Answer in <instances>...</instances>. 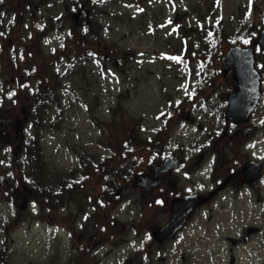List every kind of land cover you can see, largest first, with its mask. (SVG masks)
I'll list each match as a JSON object with an SVG mask.
<instances>
[{
	"label": "rangeland",
	"instance_id": "374dc122",
	"mask_svg": "<svg viewBox=\"0 0 264 264\" xmlns=\"http://www.w3.org/2000/svg\"><path fill=\"white\" fill-rule=\"evenodd\" d=\"M94 1L92 27L100 26L98 37L111 56L125 48L136 55L124 60V70L111 61L106 67L92 62L103 60L101 51L65 64L56 53L63 37L57 29L45 47L35 41L48 21L43 13L54 15V7L45 12L39 0H24V9L19 3L11 9V0H0V264H69L78 256V264H264V49L254 48L260 99L235 136L224 119L233 79L220 74L221 54L234 44L242 22L240 46L264 27V0H176V12H184L177 19L167 0H106L105 10ZM60 23L65 35L71 17ZM28 57L37 69L25 84L17 76ZM207 63L209 69H200ZM40 91L44 180L68 186L55 196H40L21 176L30 162L25 145L36 131L31 114ZM246 125L251 128L243 136ZM118 143L131 146L140 161L100 205L94 201L101 190L95 167L112 159ZM163 146L166 153L185 150L189 158L206 154L189 175L201 192L216 189L229 170L237 174L249 159L260 160L263 171L257 183L213 192L187 226L157 244L149 232L171 216L167 205H154L132 184Z\"/></svg>",
	"mask_w": 264,
	"mask_h": 264
},
{
	"label": "flooded vegetation",
	"instance_id": "af4514ba",
	"mask_svg": "<svg viewBox=\"0 0 264 264\" xmlns=\"http://www.w3.org/2000/svg\"><path fill=\"white\" fill-rule=\"evenodd\" d=\"M22 1L24 0H11V5L10 3L8 5L11 7V9L13 8L15 9L16 4L19 3L18 7L20 5L22 6L21 9H24V7H26L25 6L26 2L24 3V5H22L21 4L23 3ZM100 1L102 3L101 5H102L103 10H105L106 9L105 4L107 3L106 0H100ZM172 1L173 0H167V2L171 4L172 8L175 9V11H173L174 16L177 13L184 14V12H179V11L176 12V9L178 7L177 6L178 2L176 5H173ZM93 2H96V1L94 0H39V4L46 5L44 7L45 12L49 10L50 7H54L53 8L54 15H52L51 13H48L47 15L43 13V16H47L44 19L45 20L48 19V21L46 23L44 22L43 25H41L42 27L39 28L37 32V35L39 36L38 38L39 40H35V41H38L39 43L38 45L42 44L45 47V42L47 45L48 41L52 39V36L51 37L49 36L50 32L54 33V30L57 29L58 32L56 33V35L58 37L62 35L63 37H62L61 44H59L58 45L59 47L56 48V53H57L58 59H64L63 61L65 62V64L66 63L76 64L79 56L83 55L84 57L86 56V58L88 57L89 59L97 55L95 52L101 51V54H103L102 56L103 60H100L96 57V58L91 59L92 62H95V64L97 63L100 64L101 67H104V66L106 67L107 61H111L113 62L114 66L117 67V69L119 67L121 70H124V65H125L124 60L125 59L128 60L136 55H134V53L131 52V50L129 49L126 50L125 48L122 54L118 55L117 58L111 56L113 53H111L112 49L110 48L109 44L102 42L101 39L98 37L99 33L97 32V30L100 28V26H98L97 30H95L94 27H92L93 25L92 20L95 15L94 12L97 10V6H95V3ZM36 4L37 3H35V7H37ZM20 12L21 14L23 13V11H20ZM107 14H110V12H108ZM65 15H69V18L71 17V26L68 27V30L66 34L64 35V34H60L61 27H62L60 20ZM147 27H148V31L154 32L153 30L155 29L156 26L151 25V23L149 22ZM93 37H95L96 39ZM143 53L146 54L147 53L146 50H144ZM156 58L157 56L154 54L150 56L151 60H155ZM27 60H28L27 65L25 66L26 69L18 73V76H17V79L22 78L25 84L29 83V79H31L32 77L34 78L36 74V69H37L35 63L31 61L30 57H28ZM203 68L209 69L208 63L206 64L205 67H204V64H201L200 69H203ZM212 70L213 69L211 66L209 71H212ZM29 73H31L32 76L30 75L31 77L27 78V74ZM220 74H221V71H220ZM228 74L230 75V73ZM232 84H233V80H232ZM202 104L204 106L206 105L209 107V103L207 99H205V102H203ZM167 110L168 111H165V112H169L171 109L169 108ZM183 116L186 120L188 121L191 120V117L189 116L188 113H185ZM226 121H227V124L228 122L232 123V125L234 126V130H235L234 136L237 135L239 131L238 124L240 122L233 123V120H229V119ZM246 126H250V125H246ZM154 143L155 145L156 143L158 144L157 147H162V144H160V142H158L157 139L154 140ZM162 149H163L162 153L160 152L158 154L154 163H150L148 166L141 169L138 173V174H142V176H145V178L149 179L153 183V186L145 188V189L143 188V186H140L139 189L141 190L142 196H144V199L146 197H149L150 201L154 203V205L162 204V203H164V205H167L170 215H171V207H172L171 201L173 198H175L178 195H182V194L186 195V193H194V194L200 193L202 195H207L210 193L206 201L204 200L202 203L197 205V207H199L201 205L207 204V202L211 198H213V196L216 195L217 192L221 188H224V187L226 188L227 185H232L234 187L235 185H238V183L240 182H242L241 184H246L245 182L240 181L239 179L240 176H238L239 171L236 174L233 168L229 170L231 171L230 173H227V175H225L219 181L221 183V181L224 178L227 179L226 181L227 183L225 185L223 184V187H220V183L218 182L219 185L217 184L216 189H210V190H207L206 192H201L200 190L194 189L192 187V185H194L196 182L191 177H189V175L191 174L190 171H193V173H195L197 168L201 166V165L199 166V164L203 163L202 161H204L206 154L203 151H201L199 154L195 155V158L190 157L191 158L190 159L189 157H186L185 150L183 151L179 150L178 152H174V153L172 152L166 153L165 151L166 148L164 146ZM169 156L178 157L179 161L177 165H175L174 167L172 166L170 168H165L164 170L161 169L162 167L161 162L164 161V158L169 157ZM212 176L213 177H210V180L212 179L211 180L212 184L215 183L216 185V180L214 179V175ZM213 192L216 194H214ZM148 193H151L152 198L151 196L148 195ZM157 201H161V203H157ZM197 207L195 206L192 209V211L189 213L190 215L187 217V220L184 222V224H182L181 227L187 224L189 217L192 216V212L196 210ZM167 220L165 222H167ZM163 223H161L159 227H161ZM181 227H179L178 230L181 229ZM178 230L175 231L172 234V237L168 239L175 237L174 235L177 234ZM168 239L164 238L162 241L156 242V240H154L153 238V240L157 244L162 243L164 241H168Z\"/></svg>",
	"mask_w": 264,
	"mask_h": 264
},
{
	"label": "water",
	"instance_id": "95a60500",
	"mask_svg": "<svg viewBox=\"0 0 264 264\" xmlns=\"http://www.w3.org/2000/svg\"><path fill=\"white\" fill-rule=\"evenodd\" d=\"M176 0L172 1L173 5H176ZM177 16L174 18L177 19ZM260 46L264 48V27L245 45H239L237 43L231 44L221 54L222 70L221 75L230 73L233 78L232 91H228L225 94L226 107L224 111V118L226 120H233L235 122L248 121L249 115L255 110L258 100L260 99L261 87H260V73L255 67L254 48ZM251 128L245 126L242 135L244 136L246 131ZM179 159L176 156H169L164 158L161 162V169L174 167L177 165ZM240 181L250 185L257 183L259 176L261 175L262 164L260 160L249 159L246 163L244 162L240 168ZM227 179H223L220 185L226 184ZM143 186V188L152 187L153 183L142 176V174L136 175L133 184ZM210 193L202 195L200 193H186L178 195L171 201V217L164 222L161 227L152 229L150 232L151 237L156 242L162 241L164 238L168 239L172 237V234L178 230L179 227L184 224L187 217L192 209L204 200L206 201Z\"/></svg>",
	"mask_w": 264,
	"mask_h": 264
},
{
	"label": "trees",
	"instance_id": "16d2710c",
	"mask_svg": "<svg viewBox=\"0 0 264 264\" xmlns=\"http://www.w3.org/2000/svg\"><path fill=\"white\" fill-rule=\"evenodd\" d=\"M245 24L246 21L245 23L242 22L240 27L237 29L238 34L236 35L237 37L236 40H234V44L240 43V41L238 42L237 38H239L238 35L240 32H242V29L245 28ZM213 39L214 38H210V40ZM216 41L218 43V40ZM212 43L214 44V46L217 45V43H215L214 40L212 41ZM212 43L207 41L208 48H210ZM30 75L32 76L31 73L27 74V78L31 77ZM19 79L22 82L21 78ZM44 99H45L44 92L43 91L38 92L37 100H35L34 103V108L36 109V111L31 114V119H32L31 123L36 129V131L34 132L33 138L31 139L32 140L31 144L29 146H27V144L25 145L27 150H30L28 154V158L30 162L25 168L24 170L25 172L21 176H23V178L29 182L28 183L29 187L35 190L38 194H40V196H43L44 195L43 192L45 191L55 196L58 192L57 189L59 188L64 189L65 187L68 186L65 185L64 181H62L61 184L60 183L50 184L47 183V180H44L45 171L43 170V165H41L42 160H41V152H40L41 150H40V142H39L40 139L37 137L38 132L40 130L39 129L40 125L44 123V121L40 119L41 115H39L38 112V110H40L43 105ZM40 102L42 105H40ZM2 122L3 120L0 119V125ZM124 144L125 143L115 144L114 150L111 155L112 159H110L106 163V165H102L101 167L98 166L99 168L95 167L96 169H98L96 173L98 177L97 180L99 181L100 184L99 188L101 190L99 192V195L94 198L95 199L94 201H96L100 205H103L105 201L111 199L110 196L113 194L114 189H116L119 186L120 180L122 181L128 180L131 177V174H133L134 168L140 161L137 155L131 153L132 150L131 146H128L127 144L126 146ZM73 182L74 183L72 185H74L76 181L73 180ZM79 249L81 250V248ZM79 258L80 256L70 259V261L68 262L69 264H78Z\"/></svg>",
	"mask_w": 264,
	"mask_h": 264
},
{
	"label": "snow or ice",
	"instance_id": "6c2138e0",
	"mask_svg": "<svg viewBox=\"0 0 264 264\" xmlns=\"http://www.w3.org/2000/svg\"><path fill=\"white\" fill-rule=\"evenodd\" d=\"M173 59H177V60H178V59H179V57H175V58H173ZM157 203H161V201H157Z\"/></svg>",
	"mask_w": 264,
	"mask_h": 264
}]
</instances>
